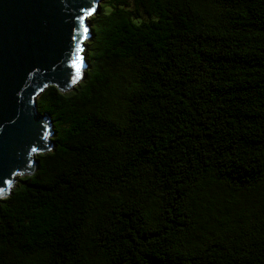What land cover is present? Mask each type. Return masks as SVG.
<instances>
[{"label":"trees","instance_id":"obj_1","mask_svg":"<svg viewBox=\"0 0 264 264\" xmlns=\"http://www.w3.org/2000/svg\"><path fill=\"white\" fill-rule=\"evenodd\" d=\"M47 86L52 148L0 199V264H264V0H100Z\"/></svg>","mask_w":264,"mask_h":264},{"label":"water","instance_id":"obj_2","mask_svg":"<svg viewBox=\"0 0 264 264\" xmlns=\"http://www.w3.org/2000/svg\"><path fill=\"white\" fill-rule=\"evenodd\" d=\"M100 0H0V199L52 148L54 127L37 98L83 77L89 17Z\"/></svg>","mask_w":264,"mask_h":264},{"label":"rangeland","instance_id":"obj_3","mask_svg":"<svg viewBox=\"0 0 264 264\" xmlns=\"http://www.w3.org/2000/svg\"><path fill=\"white\" fill-rule=\"evenodd\" d=\"M85 49V48H84ZM83 49V51L85 52V50Z\"/></svg>","mask_w":264,"mask_h":264}]
</instances>
